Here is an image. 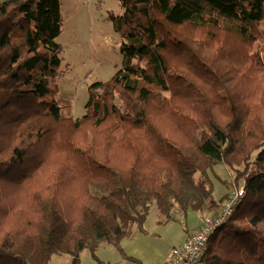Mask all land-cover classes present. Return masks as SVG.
<instances>
[{
    "label": "trees",
    "instance_id": "obj_1",
    "mask_svg": "<svg viewBox=\"0 0 264 264\" xmlns=\"http://www.w3.org/2000/svg\"><path fill=\"white\" fill-rule=\"evenodd\" d=\"M118 1L122 66L73 118L60 0H0V264L102 242L136 262L119 243L152 201L217 211V163L244 190L201 262L264 264V0Z\"/></svg>",
    "mask_w": 264,
    "mask_h": 264
},
{
    "label": "rangeland",
    "instance_id": "obj_2",
    "mask_svg": "<svg viewBox=\"0 0 264 264\" xmlns=\"http://www.w3.org/2000/svg\"><path fill=\"white\" fill-rule=\"evenodd\" d=\"M60 7L62 30L57 42L62 47V63L57 84L59 95L71 100L70 115L79 118L85 113L88 86L95 81L109 80L122 66L121 37L109 18L110 14H121L122 8L118 0H60ZM210 176L216 200L233 191L232 173L222 163L213 166ZM205 211L189 209L184 216L175 207L171 212L173 217L166 218L152 201L143 230L130 224L119 243L136 262L125 259L117 247L102 242L94 252L95 257L87 249L82 250L79 264H99V261L106 264H165L170 250L182 243L186 232L198 222L200 215L206 214ZM70 260V255L54 254L47 264H70Z\"/></svg>",
    "mask_w": 264,
    "mask_h": 264
},
{
    "label": "built area",
    "instance_id": "obj_3",
    "mask_svg": "<svg viewBox=\"0 0 264 264\" xmlns=\"http://www.w3.org/2000/svg\"><path fill=\"white\" fill-rule=\"evenodd\" d=\"M243 190V181H239L222 202L218 217L213 216L211 212L203 215L200 227L182 244L170 250L165 264H202L201 258L206 250L210 234L232 213L237 200L243 195Z\"/></svg>",
    "mask_w": 264,
    "mask_h": 264
},
{
    "label": "crops",
    "instance_id": "obj_4",
    "mask_svg": "<svg viewBox=\"0 0 264 264\" xmlns=\"http://www.w3.org/2000/svg\"><path fill=\"white\" fill-rule=\"evenodd\" d=\"M205 212H206V211H205ZM203 215H204V213H203L202 215L199 216V220H198V222H197L196 224L192 225L191 230H188V231L186 232L185 237H184L182 243L186 240V238H187L192 232H194V231H196V230L198 229V227H199L200 224H201V220H202ZM182 243H181V244H182ZM126 253H127V252H126ZM127 254L129 255V253H127ZM166 259H167V257H166ZM166 259H165V262H166Z\"/></svg>",
    "mask_w": 264,
    "mask_h": 264
},
{
    "label": "bare ground",
    "instance_id": "obj_5",
    "mask_svg": "<svg viewBox=\"0 0 264 264\" xmlns=\"http://www.w3.org/2000/svg\"><path fill=\"white\" fill-rule=\"evenodd\" d=\"M221 204H222V202H221ZM221 204H220V207H221ZM220 207H219V208L217 209V211H215V212H214V211H213V212L210 211V212L212 213L213 216L218 217V213H219V211H220ZM233 210H234V209H233ZM233 210H232V213H233ZM206 213H207V212H206ZM232 213H231L227 218H225V219L222 221V223H221L218 227H220L224 222H226V220L232 215ZM201 221H202V220H201ZM199 227H200V226H199ZM199 227H198V228H199ZM218 227H217V228H218Z\"/></svg>",
    "mask_w": 264,
    "mask_h": 264
}]
</instances>
